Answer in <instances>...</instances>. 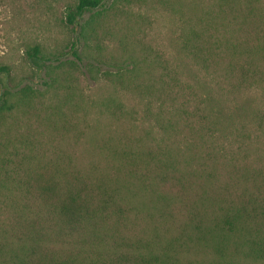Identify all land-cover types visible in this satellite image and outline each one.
Wrapping results in <instances>:
<instances>
[{"label": "rangeland", "instance_id": "374dc122", "mask_svg": "<svg viewBox=\"0 0 264 264\" xmlns=\"http://www.w3.org/2000/svg\"><path fill=\"white\" fill-rule=\"evenodd\" d=\"M77 1L0 0V66H9L11 87L28 83L34 89L28 99H12L13 110L0 115V142L10 146L14 141H35L44 149L54 146L50 150L74 153L73 164L89 170L116 163L114 156L110 158L100 149L107 141L142 154L136 162L138 166L147 164L149 176L158 172L160 161L166 159L164 152L177 158V169L182 171L187 160L184 143L178 135L163 140V131L157 126L156 98L162 94L156 91L151 98L155 103L149 104L142 91L153 86L188 107L189 121L194 116L192 108L203 101L201 107L216 134L205 143L215 141L216 186L193 187L190 198L179 197L177 203L164 206L166 211H174L178 226L191 219L196 208L191 196L200 192L218 191L219 197L229 198L230 212L236 211L243 195H253L264 208V56L259 67L255 64L259 75L254 82L236 87L235 76L225 69V59L203 60L206 55L193 47L196 38H206L213 44L209 48L214 54L220 40L237 37L240 30L244 31L242 40L264 41V0H105L108 10L96 19L101 23L94 26V32H82L79 25L65 22V8ZM88 18L85 14L83 20ZM73 42L78 43L83 57L94 61L91 74L62 66L51 87L44 85V71L29 77L25 47L39 44L46 54L59 53L69 50ZM136 46L140 50L133 56L135 71L114 73L107 59L116 57L122 62L126 50ZM96 57L104 63L95 62ZM65 59L75 57L68 54L61 60ZM166 107L165 117L172 114ZM184 123L182 117L173 116L180 132ZM206 211L208 223L212 213L219 219L216 207ZM7 218L0 208V225ZM217 260L211 248L204 261L212 264ZM245 260L237 259L235 264H262L252 258Z\"/></svg>", "mask_w": 264, "mask_h": 264}, {"label": "trees", "instance_id": "16d2710c", "mask_svg": "<svg viewBox=\"0 0 264 264\" xmlns=\"http://www.w3.org/2000/svg\"><path fill=\"white\" fill-rule=\"evenodd\" d=\"M107 10L105 0H78L65 8V22L79 25L82 32H94V26L101 23L96 19ZM85 14H89L87 20H83ZM240 31L237 37L220 40L214 54L209 48L213 44L206 38L193 42L195 50L206 55L203 60L225 59L221 60L229 75L235 76L236 87L254 82L264 56V41L259 43L253 37L242 40L244 31ZM205 49L208 52L203 53ZM44 50L39 44L28 45L24 57L30 78L44 71L46 87L57 83L62 66L89 74L93 70L94 61L81 55L77 42L65 52L46 54ZM138 50V46L126 50V61L110 57L108 65L114 73L135 71L133 56ZM68 54L75 59L61 60ZM101 59L96 57L95 62L104 63ZM10 82L9 66L1 65L0 115L13 110L12 99L25 100L34 94L28 83L11 87ZM142 91L149 104L156 91L162 94L156 98L160 113L157 126L163 131V140L178 135L184 143V170L177 169L174 155L164 152L166 159L160 161L158 172L149 176L147 164L138 166L136 162L142 154L125 144L113 147L107 141L100 149L110 158L114 156L116 163L89 170L73 164L74 153L50 150L54 146L44 149L35 141H14L10 146L0 142V208L8 216L0 225V264H207L204 259L211 248L218 258L212 264H235L240 258L264 264V208L253 195H243L236 211L230 212L231 200L219 197L218 191L193 194L196 208L180 227L174 211L165 210V205L177 203L179 197L190 198L193 187L216 186L218 173L214 168L219 162L213 151L215 141L205 144L216 134L201 107L203 101L192 108L194 116L189 121V108L169 93L153 90V86ZM163 107L174 114L165 117ZM174 115L185 121L183 132L173 124ZM213 207L218 209L219 219L216 221L212 213L208 223L206 210Z\"/></svg>", "mask_w": 264, "mask_h": 264}]
</instances>
